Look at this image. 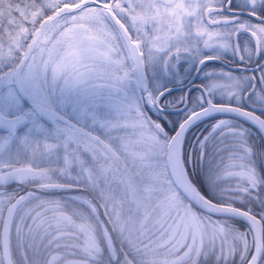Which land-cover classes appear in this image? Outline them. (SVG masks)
Here are the masks:
<instances>
[{
    "label": "snow or ice",
    "instance_id": "6c2138e0",
    "mask_svg": "<svg viewBox=\"0 0 264 264\" xmlns=\"http://www.w3.org/2000/svg\"><path fill=\"white\" fill-rule=\"evenodd\" d=\"M244 6L258 22L241 20L235 0H17L16 17L0 19V264H264V179L246 131L212 124L219 200L198 186L185 144L214 113L264 131V114L239 106L253 92L264 102L257 77L201 85V107L172 134L145 108L163 110V91L146 82L156 61L167 69L203 49L264 56V0ZM241 32L254 47H241ZM218 93L237 103H215Z\"/></svg>",
    "mask_w": 264,
    "mask_h": 264
},
{
    "label": "flooded vegetation",
    "instance_id": "af4514ba",
    "mask_svg": "<svg viewBox=\"0 0 264 264\" xmlns=\"http://www.w3.org/2000/svg\"><path fill=\"white\" fill-rule=\"evenodd\" d=\"M235 2L237 5L241 6L235 9V12L240 16L241 20L258 22L256 18L249 16L247 7L244 6L246 5L247 0H235ZM229 14L231 13L225 12V15ZM238 39L242 48L245 42H247L249 46L254 47V44L247 33L241 32ZM214 55H219L221 58L207 60L204 64H199L200 56ZM257 65H260L261 67L258 69ZM261 69H264V56L257 57L249 63L241 61L238 57L234 56L230 52H222L218 49H203L199 55L196 56L192 54H182L180 59L178 61H173L167 69L163 68L160 61H156L155 63L148 65L146 67V82L148 83L152 79H163L165 81L160 89L157 90V92L163 91L164 93L163 96L160 97L159 105L163 106L164 111H167L168 108L166 107L168 106L178 107L171 110L178 112V116L180 115L176 124L174 125L175 127L177 123L188 114L189 111L197 110L199 107H201V104L198 100V96L202 94L200 87L201 85L207 84L212 78L221 79L223 73H232L236 76L255 75L257 77V88H264L258 79ZM210 71L212 73L211 76L208 75ZM140 90L142 91V89ZM246 90L247 87L245 88V91ZM138 91L139 89H135L134 87L130 88V92H133L135 95H137ZM182 97L185 99L181 100ZM213 101L237 103L234 98L229 99L219 93L213 97ZM239 104L258 112L259 114H264V102L256 99L255 92L250 93L248 97L242 98L239 101ZM220 117H231L234 120H243L232 114L221 113L207 116L196 122L195 126L193 127H195V136H198V139L196 137V141H199L200 146H202L201 141L203 140V129H201L200 123H202V121H211L214 118ZM191 128L192 126L189 129ZM198 149L201 150V148ZM210 149L212 148L210 147ZM207 150L208 148L204 147V157H202L203 160L205 158V153H208ZM202 159L199 157L197 171L195 172L196 175H200L201 170L203 169L204 162Z\"/></svg>",
    "mask_w": 264,
    "mask_h": 264
},
{
    "label": "rangeland",
    "instance_id": "374dc122",
    "mask_svg": "<svg viewBox=\"0 0 264 264\" xmlns=\"http://www.w3.org/2000/svg\"><path fill=\"white\" fill-rule=\"evenodd\" d=\"M16 6H17V0H4V3L0 5V9H2V12H0V19H8L9 17H16V11H15ZM164 83L165 81L163 79H152L147 84L150 89L157 92V90L160 89V87ZM140 94H141V90L139 89L137 96H139ZM227 103H230V102H227ZM157 107L159 108V106ZM157 107H153L151 105H145L146 110H149V115H151L153 119H156L159 117L160 123L163 124L165 127V130L168 131L169 134H171V132L177 126L176 125L174 127L180 115L178 116V112L171 111L172 109H167V111H164V110L161 111L160 108L158 109ZM168 107H175V106H168ZM176 114H177V117H176ZM222 119L229 120L232 122L233 127H238V128L243 127L242 129L246 131L245 139H246L248 146L252 150L249 155V159L251 163L254 165V167L256 168L258 175L262 179H264L263 178L264 137L253 124H250L246 121L239 120V119L234 120L231 117H228V118L220 117V118H214L211 121H202V123H200L201 129H203L202 139L204 140L205 136L209 137L208 141H205V144L203 145V147L208 148L207 150L208 153H205V158L203 160L201 156V150L198 149V148H201L202 146H200L199 141H196V137L198 139V136L197 135L195 136V130H194L195 127L193 126H195L196 123H194L192 125V128L189 129L185 135V144L191 156V162L189 164V167L192 173L195 174V172L197 171V163H198L199 157H201L202 161L204 162V165H203V169L201 170L200 175L198 174L197 177H199L198 178L199 181L207 188L208 193L205 192L203 189L201 190L205 192V194L208 195L209 197L213 199H217V200H219L221 197L217 194V192L213 189L211 183L209 182L208 174H209L210 169L218 166V162L221 160L223 153L222 151H216L217 137L219 133L218 132L211 133L210 130H211L212 124ZM210 147L213 150L210 149ZM13 188H15V185H11L9 187V191L13 190ZM20 190L24 191L26 189L21 187ZM259 192L260 194L264 195V184L260 185ZM242 202L246 203V206L249 203L248 201H242ZM252 202H254L255 205L258 206V204L255 201H252ZM253 207L255 206L253 205ZM231 221L232 223L236 224L238 227H241V228H243V226L246 223L242 218H239V217H231ZM208 264H211V261H208Z\"/></svg>",
    "mask_w": 264,
    "mask_h": 264
},
{
    "label": "water",
    "instance_id": "95a60500",
    "mask_svg": "<svg viewBox=\"0 0 264 264\" xmlns=\"http://www.w3.org/2000/svg\"><path fill=\"white\" fill-rule=\"evenodd\" d=\"M166 88V87H165ZM247 91V90H246ZM215 103H217V104H235V103H227V102H215ZM239 106H241V105H239ZM241 107H244V106H241ZM166 108H168V109H174V108H178V107H166ZM244 108H246L247 110H249V111H253V110H251V109H249V108H247V107H244ZM255 112V111H254ZM257 113V112H256ZM214 114H217V113H214ZM229 114H233V115H236V116H238V117H241V116H239V114H237V113H229ZM257 114H259V113H257ZM186 118V116L182 119V120H184ZM241 118H243V119H245V120H247L246 118H244V117H241ZM181 120V121H182ZM180 121V122H181ZM248 122H250L251 124H253L259 131H260V133L263 135V137H264V131H262L254 122H252V121H249V120H247ZM179 122V123H180ZM179 123H178V125L176 126V128L179 126ZM175 128V129H176ZM174 129V130H175ZM173 130V131H174ZM172 134V133H171ZM263 178H264V163H263ZM209 198H211V197H209ZM213 199V198H212Z\"/></svg>",
    "mask_w": 264,
    "mask_h": 264
},
{
    "label": "trees",
    "instance_id": "16d2710c",
    "mask_svg": "<svg viewBox=\"0 0 264 264\" xmlns=\"http://www.w3.org/2000/svg\"><path fill=\"white\" fill-rule=\"evenodd\" d=\"M258 160H259V158H258ZM193 174V173H192ZM193 176L194 177H197V175L196 174H193ZM199 178V177H198ZM198 186L199 187H201V189H203L205 192H207V188L199 181V179H198ZM208 193V192H207ZM239 203H243L245 206H246V203H244V202H239ZM252 204L256 207L257 205H255V203L254 202H252ZM258 207V206H257Z\"/></svg>",
    "mask_w": 264,
    "mask_h": 264
}]
</instances>
